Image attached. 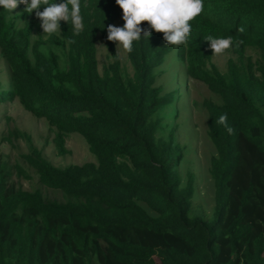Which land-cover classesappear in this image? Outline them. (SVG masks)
<instances>
[{
  "label": "trees",
  "instance_id": "1",
  "mask_svg": "<svg viewBox=\"0 0 264 264\" xmlns=\"http://www.w3.org/2000/svg\"><path fill=\"white\" fill-rule=\"evenodd\" d=\"M81 2L83 32L73 35L62 21L60 35L45 39L35 13L21 7L10 17L0 7V54L11 72L0 102L17 97L24 109L45 118L58 156L69 153L66 138L76 132L94 157L58 168L29 133L16 128L2 138L23 139V160L64 200L24 190L13 176L30 174L0 160V264H264V0H204L203 13L190 22L187 46L177 48L187 77L220 98L202 101L216 152L209 168L213 220L191 212L194 177L188 173L182 185L173 132L160 134L173 97L156 84L154 70L171 47L155 31L134 42L126 52L133 74L123 76L115 44L107 39L116 19L123 27L122 9L116 0ZM208 35L244 41L231 48L236 57L225 72L211 62ZM98 36L110 58L102 74ZM45 44L66 50L64 69L56 52L42 49ZM247 48L259 57L252 60ZM225 113L234 135L215 123Z\"/></svg>",
  "mask_w": 264,
  "mask_h": 264
},
{
  "label": "rangeland",
  "instance_id": "2",
  "mask_svg": "<svg viewBox=\"0 0 264 264\" xmlns=\"http://www.w3.org/2000/svg\"><path fill=\"white\" fill-rule=\"evenodd\" d=\"M21 4L10 17L18 14ZM18 26L23 22L16 20ZM111 25L122 27L121 20L116 19ZM154 32V31H153ZM60 35V31L56 33ZM163 35V34H162ZM37 38L32 34V42ZM44 39L46 36L43 37ZM163 43H166L163 38ZM115 44V43H114ZM97 62L100 74L109 64L110 58L103 45L100 36L96 39ZM117 51V47L115 44ZM42 49L47 53L56 52L59 55V67L64 69L67 65L66 50L60 46L45 44ZM246 55L252 60L259 57V51L254 48H247ZM32 59V55L29 54ZM232 50H227L222 56L212 57L211 62L221 71L227 69V61L235 59ZM121 73L123 76H132L133 69L127 57L126 51L121 47L119 52ZM158 74L156 84L162 86L165 93L170 92L173 100L165 107L162 113L164 131L160 134L168 137L172 131L178 149L181 151L177 173L181 177L182 185L185 184L187 174L194 177L195 192L192 197V213L213 220L214 215V186L210 177V159L216 154L215 149L207 135V112L202 105L204 99L220 102L218 95L212 93L205 84L187 77L185 64L177 55V47L171 46L165 56L164 62L154 70ZM11 86V72L7 63L0 54V90L8 89ZM23 130L31 135L34 145L42 151L43 156L53 166L63 168L70 164H82L93 161L94 157L88 150L84 138L76 132H72L66 138V146L69 153L65 156H58L53 145V133L48 130L49 125L45 118H38L28 110L24 109L16 97L11 101L0 102V160L7 162L8 166L18 164L29 174L30 178L13 176V181L24 190L40 189L48 199L64 200L63 194L58 189H52L39 183L38 175L30 168L22 158V154L28 153L25 141L21 138L12 139L11 142L5 138L14 129ZM150 215H154L145 204H140Z\"/></svg>",
  "mask_w": 264,
  "mask_h": 264
},
{
  "label": "clouds",
  "instance_id": "3",
  "mask_svg": "<svg viewBox=\"0 0 264 264\" xmlns=\"http://www.w3.org/2000/svg\"><path fill=\"white\" fill-rule=\"evenodd\" d=\"M21 4L25 5L24 11L29 15L35 13L45 36L61 31L62 21L70 25L73 35H80L84 30L81 0H60L59 3L56 0H0V7L8 13H13ZM116 4L122 9L125 22L123 27L107 26V39L116 44V56H119L121 47L131 53L134 42L150 39L153 31L163 34L168 47L187 46L192 31L190 22L204 11V0H116ZM144 23H147V28L142 27ZM238 32H245L243 25ZM204 41L209 44L212 57L222 56L234 44L239 48L244 43L232 36L216 38L208 35ZM215 123L223 126L229 135L235 134L226 113L220 115Z\"/></svg>",
  "mask_w": 264,
  "mask_h": 264
}]
</instances>
